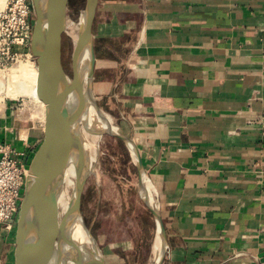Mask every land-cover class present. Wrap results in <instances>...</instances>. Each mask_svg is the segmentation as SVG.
Masks as SVG:
<instances>
[{
  "label": "crops",
  "instance_id": "obj_1",
  "mask_svg": "<svg viewBox=\"0 0 264 264\" xmlns=\"http://www.w3.org/2000/svg\"><path fill=\"white\" fill-rule=\"evenodd\" d=\"M92 45L93 95L155 195L162 264H264V0H97ZM7 107L0 140L29 165L43 125ZM0 264H15L1 226Z\"/></svg>",
  "mask_w": 264,
  "mask_h": 264
},
{
  "label": "water",
  "instance_id": "obj_2",
  "mask_svg": "<svg viewBox=\"0 0 264 264\" xmlns=\"http://www.w3.org/2000/svg\"><path fill=\"white\" fill-rule=\"evenodd\" d=\"M68 1L31 0V8L35 16L31 35V54L35 57L37 65L36 93L44 104V127L41 142L29 163V176L26 180L16 223L15 264H36L29 257V253L34 247L40 249L38 263L52 252L51 246L45 243V239L55 217L56 193L59 188V179L57 178V181L55 179V168L63 167V163L68 160L67 157L75 155L79 149V137L71 125L73 112L70 113L68 109L63 108L60 81L62 75H67L61 60V36L65 29ZM96 5L97 0H85L84 11L77 31L78 48L75 51L73 48L71 55L72 75L69 86V93L76 94L82 65L87 62V92L93 97L94 103L92 26ZM95 106L98 108L96 103ZM106 135L123 141L130 155L133 156L132 162L138 170L139 195L155 219L156 231L159 232L162 242L158 259V264H162L167 251L165 228L157 204L150 205L142 195L140 188L143 178L146 177L148 181L149 179L142 167L137 149L133 141L122 131L117 130L115 134L106 133ZM81 160L79 159V164H81ZM87 178L86 175L82 176L75 185L73 208L80 210L81 196ZM30 200L34 201L33 209L29 206ZM99 264H103V259Z\"/></svg>",
  "mask_w": 264,
  "mask_h": 264
},
{
  "label": "rangeland",
  "instance_id": "obj_3",
  "mask_svg": "<svg viewBox=\"0 0 264 264\" xmlns=\"http://www.w3.org/2000/svg\"><path fill=\"white\" fill-rule=\"evenodd\" d=\"M0 1L2 13L9 0ZM28 3L31 6V0H28ZM84 5L85 0H69L66 8L65 29L61 36V60L69 78L72 75L73 51L69 29L76 27L78 31ZM31 19L33 26L35 16L32 8ZM26 62H31L33 67H37L33 55L28 59H20L7 70L2 71L3 68L0 67V114L11 105L15 108L12 119L22 125V128L32 122L40 123L44 127V112L40 102L35 101L27 90L31 87L29 79L13 76V69ZM22 81L27 87L25 91L20 89ZM21 90L23 92H20ZM95 103L111 119L117 130L123 132L111 103L96 98ZM101 138L97 149L96 171L86 179L81 196L80 210L84 222L95 239L103 264H150L156 223L139 195L138 170L123 141L105 134ZM15 230L16 224L10 230L4 229V233L12 239L13 246Z\"/></svg>",
  "mask_w": 264,
  "mask_h": 264
},
{
  "label": "bare ground",
  "instance_id": "obj_4",
  "mask_svg": "<svg viewBox=\"0 0 264 264\" xmlns=\"http://www.w3.org/2000/svg\"><path fill=\"white\" fill-rule=\"evenodd\" d=\"M42 7L43 4L40 8L42 9ZM69 34L72 37L75 51L78 48L79 40L76 27L70 28ZM80 75L81 78L76 94L69 93L71 79L67 75H62L60 78L63 108L68 109L70 113L73 112L71 125L74 131H77L79 149L75 152V155L70 156L63 163V167L60 168L57 165L58 167L55 168V179L56 181L57 178L59 179V188L56 193L55 217L45 239V243L51 246L52 252L38 263L40 249L39 247H34L29 253V257L36 264H99L102 260L95 239L90 229L87 228L80 210L73 208V201L75 185L79 179L84 175L90 176L94 174V170L96 171L97 149L102 135H106V133L115 134L117 133V128L111 119L95 106L93 97L87 92V62L82 65ZM13 76L29 79L31 87L27 90L35 101L40 102L44 112V104L39 100L36 93L37 67H33L31 62L20 63L13 69ZM23 85L22 81L20 89L25 91L27 87ZM23 91L21 90L20 92ZM79 159H82L81 164H79ZM140 189L145 201L150 205H155V195L146 177L143 178ZM29 206L33 209L34 201L30 200ZM161 249L162 242L159 232L156 231L151 246L150 264H158Z\"/></svg>",
  "mask_w": 264,
  "mask_h": 264
},
{
  "label": "built area",
  "instance_id": "obj_5",
  "mask_svg": "<svg viewBox=\"0 0 264 264\" xmlns=\"http://www.w3.org/2000/svg\"><path fill=\"white\" fill-rule=\"evenodd\" d=\"M31 6L28 0H9L0 13V67L2 71L31 54ZM23 156V153L16 154ZM29 165L14 156L13 148L0 140V226L10 230L20 213Z\"/></svg>",
  "mask_w": 264,
  "mask_h": 264
}]
</instances>
